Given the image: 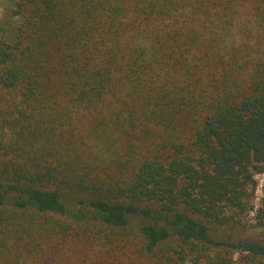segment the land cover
Masks as SVG:
<instances>
[{
	"label": "trees",
	"instance_id": "trees-1",
	"mask_svg": "<svg viewBox=\"0 0 264 264\" xmlns=\"http://www.w3.org/2000/svg\"><path fill=\"white\" fill-rule=\"evenodd\" d=\"M13 3L16 28L0 34V264H122L106 246L92 261L66 255L102 229L114 241L134 215L147 264L264 258L262 242L210 235L226 210L248 209L264 168V0Z\"/></svg>",
	"mask_w": 264,
	"mask_h": 264
},
{
	"label": "rangeland",
	"instance_id": "rangeland-1",
	"mask_svg": "<svg viewBox=\"0 0 264 264\" xmlns=\"http://www.w3.org/2000/svg\"><path fill=\"white\" fill-rule=\"evenodd\" d=\"M13 7V0H0V34L5 32L4 30L6 27L9 28L12 26L16 28V19L18 15L12 14ZM2 27H5V29L3 30ZM263 170L264 168L255 174V187L251 196L246 199L248 200V209L245 212L239 211L237 208L226 210L227 215H229V221L226 224H219L214 221L210 222V235L212 237L236 242L253 240L264 243V227L258 228L253 226L258 221L257 213L259 209L264 206V180H262L261 176ZM259 188L260 190H258ZM57 216L71 222V220L65 219L64 216ZM144 220L143 217L138 215L132 216V222L130 224L131 229L127 231L115 229V240L112 242H107L105 238L107 233L112 232L110 228L102 229L97 238L89 240L88 242L81 241V244H79L76 249H71L66 255V259L67 256L76 259L77 255L83 253L87 261H92L96 259L95 253L98 249L102 246H106L110 248L109 252L111 258L122 264L130 263L131 261L136 264L156 263V256L148 258L143 250L144 238L138 231V225ZM77 250L80 251L77 252ZM171 253L174 257L176 256L174 251ZM230 255L232 257V264H261L260 261L264 260L262 257H251L249 254H246V252L240 251H232ZM47 262L48 261L45 260L43 263L32 262V264H47ZM202 262L205 263L204 260H202ZM202 262L199 264H202ZM183 264L194 263L187 260Z\"/></svg>",
	"mask_w": 264,
	"mask_h": 264
},
{
	"label": "built area",
	"instance_id": "built-area-1",
	"mask_svg": "<svg viewBox=\"0 0 264 264\" xmlns=\"http://www.w3.org/2000/svg\"><path fill=\"white\" fill-rule=\"evenodd\" d=\"M261 176H262V180H264V170H263V172L261 173ZM258 190H260V188H259Z\"/></svg>",
	"mask_w": 264,
	"mask_h": 264
}]
</instances>
